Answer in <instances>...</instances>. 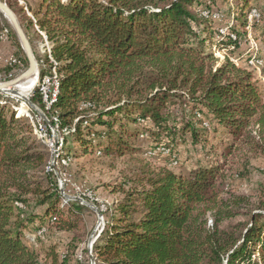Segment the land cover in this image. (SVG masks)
Listing matches in <instances>:
<instances>
[{
	"label": "trees",
	"instance_id": "obj_1",
	"mask_svg": "<svg viewBox=\"0 0 264 264\" xmlns=\"http://www.w3.org/2000/svg\"><path fill=\"white\" fill-rule=\"evenodd\" d=\"M214 1H25L30 17L18 0H6L29 39L40 38V30L49 43L40 76L53 68L58 94L49 109L38 86L31 100L56 115L64 137L60 159L132 156L145 137L147 155L169 161L155 170L143 164L129 188L120 189L122 198L94 243L96 264H264V190L256 203L243 194L221 195L224 174L215 162L175 170L177 140L205 148L210 130L229 136L220 153L224 163L237 153H264L260 87L251 71L227 56L218 65L211 51L237 48L242 38L236 25L230 27L236 38L210 35L211 12L200 11ZM239 1L234 18L243 28L250 0ZM32 131L0 101V264H40L23 232L72 231L83 214V205L61 196L46 170L50 152ZM239 216L248 219L231 223Z\"/></svg>",
	"mask_w": 264,
	"mask_h": 264
},
{
	"label": "rangeland",
	"instance_id": "obj_2",
	"mask_svg": "<svg viewBox=\"0 0 264 264\" xmlns=\"http://www.w3.org/2000/svg\"><path fill=\"white\" fill-rule=\"evenodd\" d=\"M4 1L6 2V0ZM25 1L30 3L32 0H18L19 5H22L27 15L32 17L25 6ZM238 1L215 0L210 4V10H201L200 15L203 11L211 12L209 18L212 21L209 31L210 35L218 41L226 40L228 37L233 39L235 36L236 38L235 31L230 29V27L236 25L235 30L242 35L237 48H234L233 45L229 46V50L226 47L217 45L211 51L217 58L218 65L227 56L235 65L251 71L264 99V34L262 30L264 15L260 17L263 2L261 0H250L247 3L248 7L243 12L246 25L242 28L239 21L234 18L235 13L239 11ZM14 14L19 21L18 14L15 12ZM201 27L198 31H201ZM242 31L245 32V37ZM14 35L19 43L10 21L0 12V83L16 78L27 68L22 66L23 54L19 52L15 44ZM38 35H40V38L34 34H30V39L28 38L38 65L39 75H37V81L43 76H40L39 61L49 52V43L46 41L44 32L38 30ZM210 42L211 40H206L205 44L209 45ZM6 67H11L9 73H6ZM52 72L56 73L53 68H50L49 73ZM38 83H35V87H39ZM35 87L27 94V100L10 93L0 92V101L10 109L15 110L16 117L22 116L33 126L30 137L45 145L49 150L50 160L46 165V170L54 173L61 196L65 200L79 202L84 209L80 221L72 231H60L49 226L46 230L41 229L37 236L24 231L23 238L36 250L40 264H91L88 252L90 236L96 227L97 233L98 230H103L106 226L111 210L117 201L122 198L120 189L129 188L131 185L130 179L133 178V175L143 164L147 163L150 169L155 170L160 167H168L169 161L160 154L153 156L156 155L154 152L147 155L150 142L145 137H139L140 150L132 156L96 155L91 153L85 156H77L72 160L61 159V161L59 155L64 146L63 134L55 125L56 115L51 114L48 116L40 106L31 100ZM10 89L17 88L13 86ZM35 108L42 111L46 119ZM228 138L229 136L224 130L216 132L210 130L207 133V146L205 148L203 146L194 148L188 139L182 141L181 139L177 140L176 137L175 147L179 161L175 165V170L190 171L197 166L206 165L208 162L222 164L224 179L219 183L221 195L225 196L230 192L243 194L251 197V201L256 203L258 196L264 190V153H247L244 155L247 159L237 153L227 158L226 163H224L220 153L226 147L229 141ZM74 145L78 147L76 143ZM163 153L167 152L164 151ZM173 163L175 164L176 161H173ZM60 187H62L64 194L79 198V200L65 197L61 193ZM82 200L97 207L102 215L101 222L98 221L97 213L82 203ZM17 205L22 206L20 203H17ZM247 219L248 217L239 216L231 223L247 221ZM94 243L92 246L93 255Z\"/></svg>",
	"mask_w": 264,
	"mask_h": 264
},
{
	"label": "water",
	"instance_id": "obj_3",
	"mask_svg": "<svg viewBox=\"0 0 264 264\" xmlns=\"http://www.w3.org/2000/svg\"><path fill=\"white\" fill-rule=\"evenodd\" d=\"M0 12L2 14H4L7 19L10 21L12 27H13V30L19 40V43H20V46H21V49L23 50V52L25 53V56H26V59H27V62H28V66L26 68V70L24 72H22L20 75H18L16 78L12 79V80H9V81H5V82H1L0 83V92L2 93H10L12 95H18L19 94V90L17 89H10V87H13V86H17L21 81H23L24 79H27L31 76H34L38 75V65H37V62H36V59L34 57V54L32 52V48H31V45H30V42L28 40V37L25 33V31L23 30V28L21 27L16 15L14 14V12L10 9V7L7 5V3L4 1V0H0ZM21 98L27 100V97L24 96H20ZM33 106V105H32ZM37 110V112L43 117L46 119V116L45 114L40 111L39 109L35 108ZM60 190H61V193L67 197V198H71V199H74V200H79V198H76V197H71L69 195H66L64 194V192L62 191V187H60ZM82 203H84L85 205H87L88 207H90L92 210H94L97 215H98V221L101 222L102 220V215L100 213V211L97 209V207H95L94 205L92 204H88L86 202H84L82 200ZM97 231V227L93 230L91 236H90V240H89V245H88V252H89V256H90V260H91V264H95V258H94V255L92 253V246H93V243L95 241V239L100 235L101 230H98V232L96 233Z\"/></svg>",
	"mask_w": 264,
	"mask_h": 264
},
{
	"label": "bare ground",
	"instance_id": "obj_4",
	"mask_svg": "<svg viewBox=\"0 0 264 264\" xmlns=\"http://www.w3.org/2000/svg\"><path fill=\"white\" fill-rule=\"evenodd\" d=\"M3 16L6 17L4 14H3ZM50 76H51V84H50V91H49V97H48L47 95L44 94L43 91L45 90L47 78H49ZM36 79H37V77H36V75H34V76H31V77H29V78L24 79L23 81H21L16 86V88L19 90V94L17 96L18 97H20V96H22V97L27 96V94L30 92V90H32L35 87V85H36L35 83L36 82H39L38 84H39V90H40V93H41V96H42V102H43V104L45 106V109H49L50 106H51V104L56 100V97H57V94H58V80H57V75L54 72H52V73H49L48 72L47 74H44L42 77H40V79L38 81ZM53 118H55V117H53ZM54 121H55V125L57 126V120L54 119Z\"/></svg>",
	"mask_w": 264,
	"mask_h": 264
},
{
	"label": "built area",
	"instance_id": "obj_5",
	"mask_svg": "<svg viewBox=\"0 0 264 264\" xmlns=\"http://www.w3.org/2000/svg\"><path fill=\"white\" fill-rule=\"evenodd\" d=\"M50 84H51V76L47 78L46 87H45V90L43 91L44 94L47 95L48 97H49V91H50Z\"/></svg>",
	"mask_w": 264,
	"mask_h": 264
}]
</instances>
